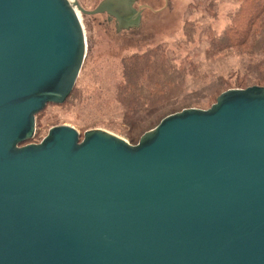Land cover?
Masks as SVG:
<instances>
[{
  "label": "water",
  "instance_id": "water-1",
  "mask_svg": "<svg viewBox=\"0 0 264 264\" xmlns=\"http://www.w3.org/2000/svg\"><path fill=\"white\" fill-rule=\"evenodd\" d=\"M136 1L0 0V264H264V86L170 114L137 144L69 125L26 142L75 87L79 14L130 29Z\"/></svg>",
  "mask_w": 264,
  "mask_h": 264
},
{
  "label": "rangeland",
  "instance_id": "rangeland-1",
  "mask_svg": "<svg viewBox=\"0 0 264 264\" xmlns=\"http://www.w3.org/2000/svg\"><path fill=\"white\" fill-rule=\"evenodd\" d=\"M77 1L91 10L102 0ZM235 5V0H137L134 8L142 9L138 27L119 31L115 20L108 21L107 13L79 14L87 49L75 87L67 101L49 103L40 111L36 134L26 142L39 143L52 127L69 125L81 133V138L85 131L101 128L137 144L142 135L134 142L128 139L117 98V88L123 79L122 62L134 53L143 54L157 46L163 47L176 62L192 65L179 100L181 110L192 106L209 108L220 95L218 88L234 85L247 61L236 51L213 49L207 33L208 30L220 33ZM187 21L196 27L195 37L190 41L183 33Z\"/></svg>",
  "mask_w": 264,
  "mask_h": 264
},
{
  "label": "trees",
  "instance_id": "trees-1",
  "mask_svg": "<svg viewBox=\"0 0 264 264\" xmlns=\"http://www.w3.org/2000/svg\"><path fill=\"white\" fill-rule=\"evenodd\" d=\"M235 1L225 28L218 34L213 30L207 33L213 49L236 51L247 61L238 72L234 85H221L218 95L231 87L264 86V0ZM210 5L213 9V3ZM183 33L187 41L195 37L193 22L184 24ZM191 66L176 62L161 46L143 54L134 53L123 60V79L117 88V98L124 115V130L131 142L152 130L164 117L183 108L179 100ZM36 119L40 125V112Z\"/></svg>",
  "mask_w": 264,
  "mask_h": 264
},
{
  "label": "flooded vegetation",
  "instance_id": "flooded-vegetation-1",
  "mask_svg": "<svg viewBox=\"0 0 264 264\" xmlns=\"http://www.w3.org/2000/svg\"><path fill=\"white\" fill-rule=\"evenodd\" d=\"M112 20H115L116 21V25L115 26H116L117 31H119L121 29H124V27L121 26V24L117 21V19L115 17H112V16L110 17L108 15V21H112Z\"/></svg>",
  "mask_w": 264,
  "mask_h": 264
}]
</instances>
